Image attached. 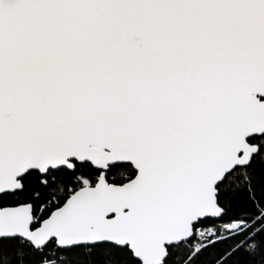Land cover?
<instances>
[{"label": "snow or ice", "instance_id": "6c2138e0", "mask_svg": "<svg viewBox=\"0 0 264 264\" xmlns=\"http://www.w3.org/2000/svg\"><path fill=\"white\" fill-rule=\"evenodd\" d=\"M0 264H264V0H0Z\"/></svg>", "mask_w": 264, "mask_h": 264}]
</instances>
